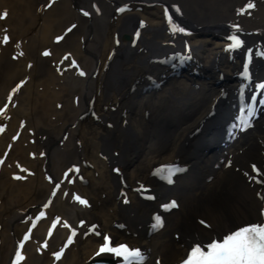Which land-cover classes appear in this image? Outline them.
Wrapping results in <instances>:
<instances>
[{"label":"bare ground","instance_id":"6f19581e","mask_svg":"<svg viewBox=\"0 0 264 264\" xmlns=\"http://www.w3.org/2000/svg\"><path fill=\"white\" fill-rule=\"evenodd\" d=\"M49 1L0 0V24L12 28L2 44L0 26V106L8 102L0 264H13L17 251L15 264H121L97 255L103 235L139 248L144 264H180L191 244L262 221L264 91L254 86L264 81V56L255 55L264 50V0H53L41 10ZM165 8L185 33L168 30ZM230 35L239 48L226 49ZM43 46L50 57L39 55ZM246 49L250 80L241 91ZM249 95L255 113L244 126ZM5 118L6 132L32 128L34 144L22 147L25 135L8 145ZM162 165L182 170L169 183ZM22 231L26 246L17 242Z\"/></svg>","mask_w":264,"mask_h":264},{"label":"snow or ice","instance_id":"6c2138e0","mask_svg":"<svg viewBox=\"0 0 264 264\" xmlns=\"http://www.w3.org/2000/svg\"><path fill=\"white\" fill-rule=\"evenodd\" d=\"M252 4L244 5L245 8H251ZM175 7V6H173ZM128 10V5H123L117 8L118 12H123ZM243 10V9H242ZM84 12V15H89L88 12ZM178 11V9H177ZM165 19L168 20V30L170 32L185 33L186 28L174 23L169 15L168 9L164 10ZM143 24V21L141 22ZM237 27L236 25L232 26ZM7 35L4 36V40L7 41ZM57 40L60 37H56ZM230 44L226 45V49L231 50L234 48H239L243 43L238 36L230 35L228 37ZM253 53V49H246L244 52V57L242 61V68L239 72L241 77V91H245V82L250 80L249 75V62ZM257 56H264V50H259L255 52ZM84 73L81 72V75ZM23 83V81H21ZM255 89L259 91H264V81L255 84ZM256 100L257 98L253 95H249L245 100V108L242 112L246 113L244 118H238L239 123L244 126H249V120L247 117H251L255 113L254 104H249L247 100ZM260 105H264V96H261L258 100ZM4 107H0V113L4 112ZM239 126V125H238ZM43 155V153H41ZM161 169L168 171V182L171 183V176L177 171H181L177 166L174 165H162ZM254 172L257 171L255 165L252 166ZM118 171V170H117ZM247 175V174H246ZM255 179V177H253ZM81 204H85L86 201L81 199L79 196L75 197ZM171 206H175V201L169 202ZM169 204L161 205L162 208L167 209ZM261 216H264V208L260 210ZM40 215H43L41 212ZM156 224L162 223L161 217L156 215L153 217ZM83 224V221H80ZM201 223H204L202 220ZM95 226H89L90 229ZM99 235V233H97ZM27 238V237H26ZM69 240L72 239L71 236L68 237ZM109 253L115 257L121 259V264H144L145 255L144 253L136 247H129L126 243L120 242L115 243L110 240L108 235H103L102 242L99 243L97 255ZM55 256H59L60 252H54ZM17 259H22L21 253L17 251ZM15 264V262H13ZM180 264H264V221L260 222H248L242 226L235 227L234 230H229L227 234H224L222 238H213L210 242L201 243L199 241L190 245L189 250L186 253L185 258L180 261Z\"/></svg>","mask_w":264,"mask_h":264},{"label":"rangeland","instance_id":"374dc122","mask_svg":"<svg viewBox=\"0 0 264 264\" xmlns=\"http://www.w3.org/2000/svg\"><path fill=\"white\" fill-rule=\"evenodd\" d=\"M54 2L55 1H53V0H50L49 1V3H46L45 4V6L43 7V8H41V10H44V11H47L48 9H50L51 7H52V5L54 4ZM8 13H9V10H6V8H5V19L7 18V15H8ZM69 24V23H68ZM67 24V25H68ZM2 25H4L5 27H4V29H5V35H7V37L10 39V37H11V34H10V30H12V28H11V25H8L6 22H4L3 21V23L2 24H0V26H2ZM72 29H71V27H65L64 28V31H63V33H60V34H58L56 37H60V39L59 40H57L56 39V37H54L53 38V42L54 43H56V44H58L64 37H65V35H67L70 31H71ZM2 36V38H4L3 36V34H1ZM54 40H56V41H54ZM3 41V40H2ZM7 41H9L8 39H7ZM7 41H3L2 42V44H7L6 42ZM41 50H40V53H39V55H41L42 56V58H48V57H50V48L49 47H41L40 48ZM66 59V58H65ZM51 67L54 69L55 68V70H56V66H58L57 64H54L53 62H51ZM71 66H74V69H76V65H75V63H72V65ZM179 67V66H178ZM25 79V77H21L20 78V80L21 81H23ZM18 87H21V84L20 85H18ZM36 90L39 92V93H42V90H44V88L43 87H37L36 88ZM8 102H6L5 101V105H7V107H8V104H7ZM0 107H3V106H0ZM7 107L5 108V111L7 110ZM59 109H60V106H59ZM4 113V112H3ZM3 113H1L2 115H3ZM6 113V112H5ZM7 120L8 119H6L5 118V138H7L6 140H7V142H8V145H15V144H18L19 143V141H21L20 140V136H24V137H26L25 135H27V137H28V135L30 136L29 138H27L26 139V141H25V143L24 142H22L21 143V146L22 147H25L26 146V144H30V145H32V144H34V142H32V133L34 132V130L32 129V128H29V129H25V125H24V127L23 126H19V128H16V130L14 129H12L11 131H8V132H6L8 129H9V127H8V122H7ZM14 132V133H13ZM13 133V134H12ZM25 144V145H24ZM0 146H2V145H0ZM9 156V153H7V152H5V159L7 158ZM9 158V157H8ZM12 163H7V167L9 166V165H11ZM15 167H19V165L17 164V166H15ZM78 165H74V168H75V171H76V176H77V178H75V180H74V182L76 183H80V175H79V173L82 171V168L81 167H78ZM22 169H24V166H21V169H19L20 170V172L22 173ZM6 174H7V172H6ZM78 174V175H77ZM48 176V175H47ZM49 178V177H48ZM55 217V216H54ZM56 218H58V216L56 217ZM26 219H28V218H25V220ZM241 219L242 218H240V217H237V219H236V221H239V222H243V221H241ZM244 220V219H243ZM26 221H28V220H26ZM36 223L33 225V226H31L32 227V229H34V228H36V224H38V221H39V218L38 219H36ZM57 221V219L55 220V222ZM262 221H264V216H263V220ZM12 233V231H9V234L11 235V233ZM29 234L30 233H28V234H26L25 235V233L22 231V232H20V233H18L17 234V242H18V244L19 245H21V246H26V244L29 242H27L26 240L29 238ZM10 237V236H9ZM27 237V238H26ZM0 243H1V238H0ZM18 244H17V246H18ZM20 247V246H19ZM3 258H5V252L3 253ZM16 261H17V256H16V259H15ZM15 261V262H16ZM17 263V262H16Z\"/></svg>","mask_w":264,"mask_h":264}]
</instances>
